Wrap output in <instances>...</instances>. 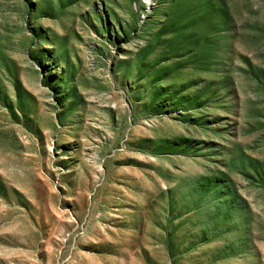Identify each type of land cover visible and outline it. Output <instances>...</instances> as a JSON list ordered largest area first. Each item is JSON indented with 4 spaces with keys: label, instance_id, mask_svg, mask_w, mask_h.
Masks as SVG:
<instances>
[{
    "label": "rangeland",
    "instance_id": "rangeland-1",
    "mask_svg": "<svg viewBox=\"0 0 264 264\" xmlns=\"http://www.w3.org/2000/svg\"><path fill=\"white\" fill-rule=\"evenodd\" d=\"M0 264H264V0H0Z\"/></svg>",
    "mask_w": 264,
    "mask_h": 264
}]
</instances>
